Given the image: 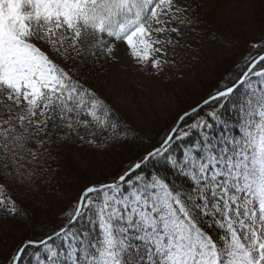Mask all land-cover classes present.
Returning a JSON list of instances; mask_svg holds the SVG:
<instances>
[{"label":"snow or ice","instance_id":"obj_1","mask_svg":"<svg viewBox=\"0 0 264 264\" xmlns=\"http://www.w3.org/2000/svg\"><path fill=\"white\" fill-rule=\"evenodd\" d=\"M203 7L0 0V219L29 223L9 190H38L64 145L136 139L93 85L95 70L122 48L156 74L174 66L191 51ZM236 67L5 264H264V38Z\"/></svg>","mask_w":264,"mask_h":264},{"label":"trees","instance_id":"obj_2","mask_svg":"<svg viewBox=\"0 0 264 264\" xmlns=\"http://www.w3.org/2000/svg\"><path fill=\"white\" fill-rule=\"evenodd\" d=\"M253 1L256 2V8L252 9L253 13L248 14L240 10L236 13V23L232 24L230 22L229 25H223L217 16L208 17L207 15L204 16L205 13H200L204 24L201 29H198L197 35L192 38L191 51L181 53L177 57V63L174 66L166 67L162 72L164 80H166L167 92L172 93L176 97V92H189L191 88H194V85L199 84L202 89L204 88V94L208 97L221 83L227 82L225 77L229 73L235 74L238 71L236 66L241 63L243 57L250 51V45L259 43L264 38V2L262 0ZM224 9L215 7L214 11L219 13L214 12L215 15H220V13L223 15L227 11ZM205 29L207 30L206 33ZM211 29L216 30L222 37H213ZM226 32L227 34L228 32L231 33L230 35L236 41L228 42V38L223 37V34ZM253 32H255L254 35L251 34ZM236 42H239L241 45H236ZM237 46L239 47L236 48ZM202 48L204 51H201ZM235 50L244 51L240 55L241 59H238L239 61L237 60V62H231V60L226 62L224 60L225 56H231V52ZM207 56H209L210 60ZM218 58L220 60L223 58V61L218 62V67L209 66L211 65V61L215 62ZM214 62L212 63L215 64ZM101 69L97 68L95 70L92 79V83L98 91V86L103 84L100 75ZM210 76L214 80H218L217 83L210 85ZM99 94L102 96L100 91ZM107 102L118 112L123 123L135 130L136 139L125 143L112 144L108 147L101 146L100 148L87 144L81 145L78 142L68 143L61 149L57 161L51 165L54 171H50L38 182V190L24 193L20 190L12 191L10 189L12 198L27 209L31 214V218L27 225L11 218L8 220L0 219V264H5V261L13 253L14 249L23 241L43 235L47 227L52 226L56 220L54 218L60 214L57 212L63 203L60 194L64 195L72 191L74 195L78 196L82 188L90 183H94L79 170L76 158L78 151H81L82 154L83 150L84 152H93L95 156L99 154L104 157V155L106 156L107 153L113 150V156L120 159L124 157L125 161L118 164L117 170L112 175L114 176L130 160L140 155L145 147H150V144L146 143V141H151L152 143L159 141L169 129L168 127L156 129L154 126L145 125L141 119V112L135 111L133 114L135 116L130 118L128 115L129 110L115 106L109 101ZM111 177H107L106 179ZM45 180L48 183H44ZM55 192H57V195H55ZM13 233H16L18 238L13 236Z\"/></svg>","mask_w":264,"mask_h":264},{"label":"rangeland","instance_id":"obj_3","mask_svg":"<svg viewBox=\"0 0 264 264\" xmlns=\"http://www.w3.org/2000/svg\"><path fill=\"white\" fill-rule=\"evenodd\" d=\"M202 2L204 7L201 13H205L204 16L207 15L208 17L217 16L223 25H229L230 22L232 24L234 22L236 23L235 17L238 11L242 10L245 13L252 14V9L254 10L256 8V2L253 0H202ZM262 2H264V0H262ZM215 7L220 9L225 8L224 10L227 11H225L223 15L222 13H220V15H215L217 12L214 11ZM211 31L213 37H222L216 30L211 29ZM254 33L255 32L251 34L254 35ZM230 34L231 33L228 32L227 34L226 32L223 34V37L228 38V42H235L236 40ZM236 45L241 44L236 42ZM195 46L197 47V45ZM238 47L239 46L236 48ZM202 50L203 48L201 51ZM238 51L239 50L232 51V55H226L224 60L226 62L230 60L231 62H237L238 59H241L240 55L244 53V51ZM118 57L117 62L103 64L100 75L104 85L98 86L99 91L102 93V97L105 100L111 102L115 106L129 110L128 115L130 118L135 116L133 115L135 111L141 112V119L145 125L154 126L156 129L170 128L175 120L181 116L182 112L190 110L207 98V95H205L203 91L204 88L202 89L199 84L194 85V88H191L189 92H176V97H174L172 93L166 90L168 88H166L167 85L163 77V71L156 74L155 69L150 66H139L123 48L118 53ZM207 58H209V56H207ZM219 61H223V58L221 60L218 58L215 62L211 61V65L209 66H215L214 68H216L218 67L217 64ZM217 81L218 80H214L213 77L210 76V85L217 83ZM112 152L114 151L112 150L103 157L99 154L95 156L93 152H84L83 150L82 154L81 151H78L76 158L79 170L85 174L88 179H91L92 182L106 180L107 177H111L115 173L118 164L125 161L124 157L120 159L113 156ZM55 193L54 194L57 195V192ZM60 197L63 203L57 213H61L69 208L77 196L71 191L64 195L60 194ZM13 236L18 238L16 233H13Z\"/></svg>","mask_w":264,"mask_h":264}]
</instances>
